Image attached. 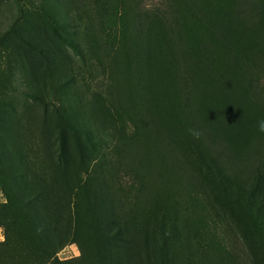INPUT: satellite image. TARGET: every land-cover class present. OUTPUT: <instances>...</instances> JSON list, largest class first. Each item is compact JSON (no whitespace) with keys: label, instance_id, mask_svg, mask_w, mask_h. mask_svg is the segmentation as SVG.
<instances>
[{"label":"rangeland","instance_id":"374dc122","mask_svg":"<svg viewBox=\"0 0 264 264\" xmlns=\"http://www.w3.org/2000/svg\"><path fill=\"white\" fill-rule=\"evenodd\" d=\"M262 119L264 0H0V264H264Z\"/></svg>","mask_w":264,"mask_h":264},{"label":"clouds","instance_id":"9594fccd","mask_svg":"<svg viewBox=\"0 0 264 264\" xmlns=\"http://www.w3.org/2000/svg\"><path fill=\"white\" fill-rule=\"evenodd\" d=\"M257 129L259 132L264 133V119L260 120L257 122ZM190 134L194 136V138H199V133L193 131L192 129H189ZM4 229L0 227V243L5 242V236L2 234Z\"/></svg>","mask_w":264,"mask_h":264},{"label":"trees","instance_id":"16d2710c","mask_svg":"<svg viewBox=\"0 0 264 264\" xmlns=\"http://www.w3.org/2000/svg\"><path fill=\"white\" fill-rule=\"evenodd\" d=\"M218 55H220V54H218ZM215 55H212V57H214Z\"/></svg>","mask_w":264,"mask_h":264}]
</instances>
